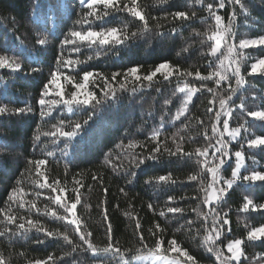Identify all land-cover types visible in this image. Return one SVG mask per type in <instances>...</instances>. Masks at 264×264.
I'll return each instance as SVG.
<instances>
[{
    "label": "trees",
    "instance_id": "obj_1",
    "mask_svg": "<svg viewBox=\"0 0 264 264\" xmlns=\"http://www.w3.org/2000/svg\"><path fill=\"white\" fill-rule=\"evenodd\" d=\"M120 2L121 6L124 3L131 6V0ZM209 3L215 6L216 14L223 17L225 26L232 19L235 35L229 38V43L238 45L241 39L264 35V0H243V11L239 4H230L228 0H225L223 9L218 7L219 0H167L166 3H160V0H137L138 9L148 21V31H144L143 21L126 11L115 12L106 18L108 26L126 30L129 39L122 45L107 46L99 57L94 56L93 60L76 66L75 71L70 74L76 76L81 69L94 71L108 77L109 83L118 87L116 82L111 81V74L115 71L123 73L129 67L140 66L138 74L146 75L159 63L169 62L182 71L193 72V76L178 81L174 73L166 81L158 73L151 84L143 81V87L136 82L126 83L127 90H118L115 99L95 107L89 105L75 114L68 113L66 109L61 111L62 105L57 107L53 112L56 119L51 121L52 124L59 119H64L66 125L69 121L78 120L82 123L89 114L93 116L89 124L83 126L80 134L68 145V154L64 155L67 142L64 137H60L56 143H53L55 137H42V143L34 148V135L38 127L53 130L51 124L45 125L41 121L37 100L43 85L49 79L50 71L56 67L55 58L60 51V41L69 30L80 27L75 22L87 9L82 7L79 0H0V54H6L21 64V70L17 72L0 69V106H6L13 112L0 115V212L11 206L13 214L31 216L43 227L60 233L67 232L74 243H79L74 226L45 214L46 208L64 213L49 199L55 195L50 189L41 190L33 183L36 179L35 169L27 161L43 158L47 163L41 167V171L45 172L49 183L58 179L65 186V198L74 200L73 189H79L81 203L77 205L76 215L82 221L83 227L92 232V240L97 246L103 247L107 242V224L103 220L106 209L113 228V242H118L128 261L150 253L149 249L155 247V237L150 235L149 229L159 222L165 229V241L175 238L182 248L195 257L198 264H216L215 256L206 250L204 244V237L208 234L204 229H211V219L205 224L192 211L194 207L198 211H208L201 202L203 192L199 182H190L187 179L193 172L200 171L195 156L189 159L170 157L164 153L159 161L146 160L138 168L132 162L133 155L138 160L141 156H147L155 147V142L150 141L149 136L162 123V134L159 138L162 149L168 147L175 151L173 137L177 143H182L185 151H194L196 147L208 143L204 138V131L207 128L208 135L211 136L214 117L207 109L213 107L209 104V100L213 99L212 93L206 90L197 92L192 104L188 106V113L178 121L174 118L182 107L183 100V94L178 92V84L182 86L187 82L199 87L204 83L208 87L216 88L214 80L202 82L194 75L197 70L202 75H207L210 70L209 61L213 60L208 54V45L212 42L207 40V35L215 29V21L207 10ZM177 11H185L190 16L195 12L196 16L188 21L177 20L173 15ZM233 11L236 13L234 18ZM93 27H98V24ZM133 32L137 33L135 37L131 36ZM38 37H47V45H39ZM243 52L249 57L241 63V74L246 83L238 89L230 102L234 111L232 119L229 120L230 128L241 127V134L237 138L240 143L230 144V152L242 150L245 154L241 176L254 170L264 171V147L252 149L247 146L248 140L264 137V121L255 120L248 115L251 111H264V75L248 74L251 63L264 57V50L245 49ZM68 55L65 52V56ZM88 55H94L92 50L82 49L79 54L72 53L71 58L86 60ZM33 68L38 70L32 71ZM61 70L69 71L66 68ZM76 78L82 79V73ZM93 79L95 83L90 82L88 88L100 98L104 80L100 77ZM117 80H122V77H117ZM61 85L66 90H74L71 84L63 80ZM232 86L236 87L234 79ZM133 87H136L134 93L131 91ZM227 90V83H222L216 89L218 95L227 94ZM241 103L244 104L243 109L239 107ZM27 107L34 111L14 114L15 109ZM218 107L217 99L214 110ZM218 127L222 131V123ZM130 142H138V145L129 148ZM45 145L47 150L53 152V156L49 157L40 150ZM114 165L135 172V176L113 171ZM234 167L233 156L229 165L222 169L225 179L230 178ZM168 173L177 181L175 184L158 182L155 179ZM93 175L97 177L96 180L92 179ZM130 179L132 182L128 183ZM149 180L151 183L146 182ZM15 187H21L29 193L27 196L18 194V199L23 197L28 201L34 200L40 211H27L11 204L8 196ZM105 188L107 192L104 191ZM121 188L125 191L121 192ZM36 193L41 194L37 196ZM170 196L174 197L171 204L168 200ZM192 196H199L200 200H192ZM245 197L253 199L255 204L264 203V182L257 181L253 184L238 181L228 192L225 202H222L219 210L221 215L228 212L229 224L224 226L225 233L216 241L215 246L220 247L225 255H229L226 247L228 240L225 237H245L252 228L264 226V211L240 210ZM149 203L153 204L155 211L148 208ZM168 206H180L185 211L183 214L168 213ZM160 211L165 212L164 217L159 216ZM126 213H131L140 220L147 247L139 243V236L135 234V220H129ZM186 219L194 221L191 230L185 223ZM0 221H3L2 215ZM5 227L13 231L16 229L15 224L0 223V231ZM9 236L11 233L0 237V253L3 254L6 264H29V261L44 260L49 255L53 256L54 264H101L102 261L105 264H117L116 259L102 255L94 257L90 252H82L79 248L75 253L67 254L70 253V246L65 244L62 237L49 238L34 229L26 238L12 236L9 239ZM37 240L44 242L37 243ZM166 247L167 243L164 245ZM242 247L248 257L247 260L241 258L242 264H249L255 256L264 253V243L260 241L255 242V246L246 243ZM138 248L141 249L139 253L136 251ZM158 254L174 258L178 256L177 253L165 252L163 248ZM180 259L184 260L183 257Z\"/></svg>",
    "mask_w": 264,
    "mask_h": 264
},
{
    "label": "snow or ice",
    "instance_id": "obj_2",
    "mask_svg": "<svg viewBox=\"0 0 264 264\" xmlns=\"http://www.w3.org/2000/svg\"><path fill=\"white\" fill-rule=\"evenodd\" d=\"M83 8L87 9L86 12L81 14L80 19L75 23L79 25V28H73L69 30L60 41V51L55 58V69L51 70L49 73V79L43 85V88L40 92L37 104L39 106V116L41 121L45 124H51L53 130H46L40 127L37 128L36 134L34 135V148L39 147L42 143V137H55L56 139L53 143L59 141L60 137L66 138L64 155H67V147L71 142L80 134L82 127L88 125L89 122L93 119V116L89 114L86 119L81 123L80 121H69L66 125L64 119H59L55 124H52L51 121L55 120L56 117H53L54 110L63 106L61 111L64 109L67 110L70 114H75L78 111H83L89 105H100L102 103H107L109 100L116 98L117 91H126V83H140V86L143 87V81L151 82L153 78L159 73L163 76L164 80H169L173 74H176L178 81L184 79L185 77L193 76L191 71H182L179 67H173L169 62L159 63L153 71L149 74L142 75L140 73V66H132L127 68L123 73L120 71H115L111 74V81L116 82L118 87H113L109 83L108 77L103 76L101 73H97L90 70L81 69L80 72L76 73V76L81 75L82 79H77L76 76L70 74L75 71L76 66L80 64H85L87 61H91L95 57H99L106 49L107 46H118L125 44L129 39V35L126 30H122L116 26H108L106 24V18L112 15L115 12H128L131 16L136 17L140 21H143L144 31L149 30L148 21L145 18V15L137 7V0H131V6L128 3H124L121 6L120 0H79ZM167 0H160V3H166ZM230 4H239L241 10H244L243 0H228ZM103 6L102 8L100 6ZM225 6V0H219L218 7L223 9ZM207 10L209 15L215 21V29L210 31V34L207 35V40L211 41L208 45L209 52L208 54L213 60L209 61V71L207 75H202L200 71L194 73L195 78L200 81H209L214 80L216 88L208 87L206 84L201 83L199 87L189 84L187 82L183 85L178 84V92L183 94L182 107L176 112L175 120H180L181 117H184L188 113V106L192 104L193 97L197 92L206 90L209 93L213 94V99L209 100V104L213 107L207 109L208 113H212L214 117V122L211 124V136L208 135V130L205 128L204 138L208 141L202 147H196L194 151H185L182 143H177L175 137H173V143L176 144L175 151L170 150L168 147L161 148V143L159 138L162 134L163 123L160 128H155L150 136L149 140L155 142V147L151 149L150 153L147 156H141L138 160L135 155L132 156V162L138 168L139 165H142L146 160L159 161L164 153H167L170 157H187L191 159L193 156L196 158L197 164L200 165L199 172H193L190 174L187 179L190 182H199L200 190L203 192L202 204L208 208L207 212L198 211L195 207L192 209L196 213L198 219H202L205 224H207L209 218L211 219V229L209 230L205 227V232L208 233L204 237V244L206 250L209 253H212L215 256L216 264H242L241 258L248 259L244 248L242 245L246 243H252L255 246V242L260 241L264 243V226H257L252 228L246 233L245 237L241 238H229L225 237L227 242V252L231 255H225L220 247L215 246L216 241L220 239L225 233L224 226L229 224L228 212H223L221 215L220 206L222 202H225V197L228 195V192L233 188V186L238 182H251L255 183L257 181L264 182V171H252L250 174L241 176V169L244 167L245 154L242 150H235L230 152V144L233 142L240 143L237 138L241 134V127L230 128L229 120L233 117L234 108L230 103L233 100V96L236 94L239 88L243 87L246 83L245 77L241 74V63L249 59L245 56L243 50L245 49H261L264 50V35H260L256 38H245L241 39L237 44L229 43V38L234 36L233 31V21L229 19L228 25L225 26L223 23V17L216 14V8L213 4L209 3L207 5ZM175 19L188 21L189 19L196 16V13L193 12L191 16L185 11H177L174 14ZM236 15L235 11L232 13L234 18ZM98 27H93L97 25ZM211 28V26H210ZM142 34V33H141ZM137 35L136 32L131 33L132 37ZM37 43L41 46H46L48 41L47 37L40 38L38 37ZM82 49H91L94 55H88L86 60H81L79 58L72 59L71 54H79ZM65 52L69 55L65 56ZM227 61V64L225 63ZM68 69V72H64L61 69ZM0 69H11L13 72L21 70V64L18 63L15 59L10 58L6 54H0ZM37 68H33L32 71H37ZM251 74H260L264 75V57H260L255 62L250 65ZM93 77H100L104 80V88L101 89V97L98 98L96 93L90 91L88 88L89 83H95ZM117 77H122V80H117ZM132 78L130 81L129 78ZM234 79L236 87L232 86V80ZM61 80L67 84H71L74 90H66L61 85ZM222 83H227L228 90L227 94H217L216 89L220 88ZM131 91L134 93L136 87H133ZM51 97V98H50ZM59 99H56V98ZM218 99V109L214 110V106ZM93 101L95 104H93ZM166 103H171V101H166ZM241 109L244 108V104L239 105ZM34 111L33 108H18L14 110V114H26L28 112ZM4 114H13V112L8 109L6 106H0V115ZM250 117L258 121H264V111H251L248 113ZM163 121V117H161ZM203 124V121H201ZM222 123V131L218 127ZM68 130H65V128ZM227 137V139L225 138ZM183 138H181L182 140ZM214 141V142H213ZM138 145V142H130L128 144L129 148H134ZM140 147H146V145H139ZM248 148L258 149L264 147V137H257L247 141ZM241 148L243 144L241 143ZM42 152H45L47 156H53V152L47 150L45 145L44 148L40 149ZM235 158V167L230 173V178L225 179L222 175V169H225L229 165V161L232 158ZM255 162V161H254ZM28 165L34 166L36 179L33 180V183L39 189H50L54 193V197H49L53 202L58 205L60 209L63 210L64 214H60L55 210L45 209V214H50V216L56 220L66 221L67 224L74 226L75 235L79 238V243H74L73 238L67 232H57L49 230L42 226L38 220H34L31 216H24L13 214L11 212V206L5 208L0 215L3 216V221L0 223L6 222V225H16V229L13 231L8 227H5L3 231H0V237H4L11 233L9 239L12 236H23L27 237L28 234L34 229L36 232H43L46 237L58 239L61 238L66 245L70 246V253H75L79 248L82 252H90L92 256H105L117 260V264H129V261L125 259V253L121 250V247L118 245V242H113V228L109 221L107 210L104 209L103 220L106 222L107 227L105 234L107 237V242L105 246L100 247L94 244L92 240V232L88 231L83 227L82 221L77 218L76 208L77 205L81 203V196L79 194V189L74 188L75 193L74 200L71 198H65L63 193L65 192V186L60 184L58 179H53L49 183L48 178L45 172L41 171V167L47 163L46 159H31L27 161ZM26 171H31V169H26ZM113 171L123 172L126 176H135V172H130L127 168H123L120 165H114ZM205 174H207V180H205ZM93 180H96L95 175L92 176ZM158 182L171 183L175 184L177 181L173 179L172 174L168 173L166 175H160L155 178ZM43 180V182H41ZM131 179L128 183H131ZM151 183V180L146 181ZM79 183V182H77ZM102 183V181H101ZM83 185H81L82 187ZM107 192V188L104 189ZM121 192H124L125 189L121 188ZM23 193V196L29 195L21 187H15L11 190L8 201L11 204H15L20 209H25L31 211V209L37 208L36 202L28 201L23 197L18 199V194ZM41 193H36L39 196ZM186 198V197H182ZM192 200H200L199 196H192ZM169 203L171 204L174 201V197L168 198ZM106 203V201H104ZM148 208L152 211H155L153 204L149 203ZM241 211L248 212L251 211H264V203L255 204L253 199L245 197L242 202ZM185 211L184 208L180 206H168L167 212L173 214H183ZM129 220H135V230L139 236V243L141 245L145 244V238L141 230L142 226L140 220L133 216L131 213H126ZM160 217L165 216L164 211L159 212ZM185 223L191 227L194 224V221L191 219H186ZM183 227V225H181ZM165 229L161 227L159 222L155 223L152 228L149 229L151 236L155 237L154 244L155 247L149 249L150 253L155 255L162 248L165 252L177 253L178 256L174 259H169L167 257L155 256V259H160L163 261V264H185V262H192V264H198L195 257L189 254L188 250L182 248L178 244L175 238L165 241L164 238ZM230 231V229H229ZM37 243H43L44 241L37 240ZM165 243L167 247L164 248ZM223 243V241H221ZM86 246V247H84ZM137 253L141 249H136ZM180 257H183L184 260H181ZM53 262L54 258L52 255H49L46 259H36L34 262L29 261V264H49ZM0 264H6V260L2 253H0ZM105 264V262H101ZM249 264H264V253H261L254 257V259L249 261Z\"/></svg>",
    "mask_w": 264,
    "mask_h": 264
},
{
    "label": "rangeland",
    "instance_id": "obj_3",
    "mask_svg": "<svg viewBox=\"0 0 264 264\" xmlns=\"http://www.w3.org/2000/svg\"><path fill=\"white\" fill-rule=\"evenodd\" d=\"M225 63L227 64V61H225ZM229 255L231 254L229 253ZM155 256H161V257H167L169 259H174V257H170L167 255H162L158 253H156L155 255H153L152 253H146V254H142V255H139L133 258L132 260L129 261V264H163V261L160 259H155Z\"/></svg>",
    "mask_w": 264,
    "mask_h": 264
}]
</instances>
